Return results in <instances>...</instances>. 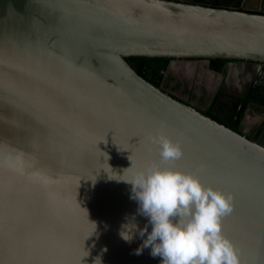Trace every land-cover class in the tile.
<instances>
[{
	"label": "water",
	"instance_id": "obj_1",
	"mask_svg": "<svg viewBox=\"0 0 264 264\" xmlns=\"http://www.w3.org/2000/svg\"><path fill=\"white\" fill-rule=\"evenodd\" d=\"M131 57L227 61L220 93L244 100L264 83V0H0V264H161L119 236L147 220L117 180L152 165L232 194L223 235L239 264H264V133L173 97ZM160 134L179 160L161 161Z\"/></svg>",
	"mask_w": 264,
	"mask_h": 264
},
{
	"label": "clouds",
	"instance_id": "obj_2",
	"mask_svg": "<svg viewBox=\"0 0 264 264\" xmlns=\"http://www.w3.org/2000/svg\"><path fill=\"white\" fill-rule=\"evenodd\" d=\"M152 140L160 147L161 161L182 157L180 145L163 134ZM117 181L132 186L130 198L138 204L137 215L147 220L141 228L132 215L120 226L119 236L125 242L142 240L136 255L150 249L161 264H239L223 235L225 220L233 211L232 194L206 186L192 173L159 165L137 172L130 180Z\"/></svg>",
	"mask_w": 264,
	"mask_h": 264
},
{
	"label": "flooded vegetation",
	"instance_id": "obj_3",
	"mask_svg": "<svg viewBox=\"0 0 264 264\" xmlns=\"http://www.w3.org/2000/svg\"><path fill=\"white\" fill-rule=\"evenodd\" d=\"M227 63L224 61L222 64L220 60H170L161 87L173 97L195 107L219 123L231 125V128L236 126L240 111L245 101L250 98L238 131L251 140H257L264 133V83L259 88H250L244 100L236 101L230 96L222 95L221 71ZM259 71H264V67ZM231 91L235 94L242 92L233 88ZM249 108L260 114V120L248 122L246 112ZM259 130L261 132L257 139H252Z\"/></svg>",
	"mask_w": 264,
	"mask_h": 264
},
{
	"label": "trees",
	"instance_id": "obj_4",
	"mask_svg": "<svg viewBox=\"0 0 264 264\" xmlns=\"http://www.w3.org/2000/svg\"><path fill=\"white\" fill-rule=\"evenodd\" d=\"M127 60L131 64V66L137 71L139 75H141L143 78H145L147 81H149L153 85L157 87H161L162 82H163L162 80L167 70V65L171 59L131 57V58H128ZM212 61H219V60H212ZM221 62L222 64L224 63V61H221ZM250 101H251L250 98H248L245 101L240 111L238 120L236 122V126L232 128L233 130L238 131V125L240 123V120H242L244 112L246 111V108ZM260 132L261 130H259L252 139H257Z\"/></svg>",
	"mask_w": 264,
	"mask_h": 264
},
{
	"label": "rangeland",
	"instance_id": "obj_5",
	"mask_svg": "<svg viewBox=\"0 0 264 264\" xmlns=\"http://www.w3.org/2000/svg\"><path fill=\"white\" fill-rule=\"evenodd\" d=\"M173 71H171L172 75ZM261 116L257 111H254L253 109L249 108V110L246 112V119L249 123H254L260 120Z\"/></svg>",
	"mask_w": 264,
	"mask_h": 264
}]
</instances>
